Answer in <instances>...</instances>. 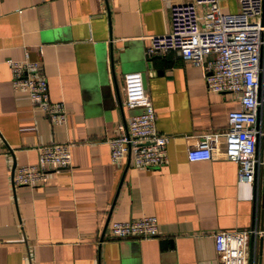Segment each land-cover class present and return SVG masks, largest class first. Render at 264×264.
<instances>
[{
  "label": "crops",
  "instance_id": "0c3cea01",
  "mask_svg": "<svg viewBox=\"0 0 264 264\" xmlns=\"http://www.w3.org/2000/svg\"><path fill=\"white\" fill-rule=\"evenodd\" d=\"M181 1L0 0V264H221L212 233L253 226L261 232L246 239V263L264 264L263 170L239 182L221 136L210 158L186 156L199 135L226 128L234 94L208 92L201 69L175 50L145 53L148 36L168 31L170 6ZM219 5L236 9L234 0ZM24 58L41 64L63 122H50L13 88L5 60ZM142 70L166 160L133 167L126 156L118 167L106 139L139 112L123 105L122 76ZM49 142L71 143L70 166L50 171L44 184L12 187L13 168L35 162ZM256 154L264 159V134ZM141 215L156 217V235L106 236L110 221Z\"/></svg>",
  "mask_w": 264,
  "mask_h": 264
},
{
  "label": "built area",
  "instance_id": "2783aa9c",
  "mask_svg": "<svg viewBox=\"0 0 264 264\" xmlns=\"http://www.w3.org/2000/svg\"><path fill=\"white\" fill-rule=\"evenodd\" d=\"M219 1L184 0L172 4L168 31L148 36L145 53L175 50L183 60L201 69L208 92L234 94L237 107L228 111L226 128L199 135L188 147L186 156L190 161L210 158L212 141L221 136L222 154L235 162L236 179L252 183L257 168L264 172V159L256 154L257 136L264 134V0H234L236 9L232 11L221 10ZM5 61L13 88L25 91L31 106L50 122H63L66 112L61 102L49 99L41 64L27 58ZM122 87L123 105L140 109L118 126L114 136L106 139L109 160L120 167L128 156L133 167L159 166L166 160V136L155 126V112L142 85L141 72H125ZM70 147V142L39 145L35 162L13 168L11 186L44 184L50 171L70 166ZM260 232L256 226L213 232V247L221 264H247L246 239ZM156 234V217L141 215L126 221H110L106 236L140 239Z\"/></svg>",
  "mask_w": 264,
  "mask_h": 264
},
{
  "label": "water",
  "instance_id": "95a60500",
  "mask_svg": "<svg viewBox=\"0 0 264 264\" xmlns=\"http://www.w3.org/2000/svg\"><path fill=\"white\" fill-rule=\"evenodd\" d=\"M113 54H112V47L111 45L109 46L108 48V61H109V66L110 68H112V64H113ZM150 59L151 57H147L145 58V61H146V66L145 68L149 69L150 68ZM145 73L148 74V72H145L144 70L141 71V80H142V85L143 87H145ZM116 98H117V104H118V107L120 109H122V106H121V100H120V97H119V93L118 91H116ZM128 157V156H127Z\"/></svg>",
  "mask_w": 264,
  "mask_h": 264
},
{
  "label": "rangeland",
  "instance_id": "374dc122",
  "mask_svg": "<svg viewBox=\"0 0 264 264\" xmlns=\"http://www.w3.org/2000/svg\"><path fill=\"white\" fill-rule=\"evenodd\" d=\"M233 7V6H232ZM138 112V111H137ZM137 112H134V113H132V114H135V113H137Z\"/></svg>",
  "mask_w": 264,
  "mask_h": 264
}]
</instances>
